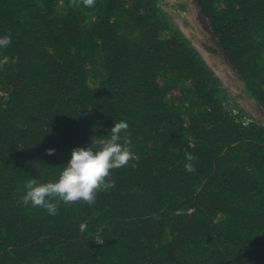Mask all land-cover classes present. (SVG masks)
I'll return each mask as SVG.
<instances>
[{
    "label": "trees",
    "instance_id": "obj_1",
    "mask_svg": "<svg viewBox=\"0 0 264 264\" xmlns=\"http://www.w3.org/2000/svg\"><path fill=\"white\" fill-rule=\"evenodd\" d=\"M195 2L264 112V0ZM8 34L0 264H264V125L243 122L160 0H0ZM120 121L133 159L114 188L55 216L22 204L30 178L55 182Z\"/></svg>",
    "mask_w": 264,
    "mask_h": 264
},
{
    "label": "clouds",
    "instance_id": "obj_2",
    "mask_svg": "<svg viewBox=\"0 0 264 264\" xmlns=\"http://www.w3.org/2000/svg\"><path fill=\"white\" fill-rule=\"evenodd\" d=\"M74 6L82 3L86 8H94L96 0H71ZM12 44L11 35L0 37V49H7ZM12 63L16 59H12ZM9 63V57L0 58V69ZM129 124L125 121L115 122L106 137H93V147L76 148L72 150L71 159L67 166L63 167L55 182L40 184L36 179H29L25 184V194L21 197L23 205L39 207L47 211L51 216L57 215L59 203L72 204L83 202L89 206L96 201L99 192L107 191L115 187L111 180L114 169L127 166L133 159V153L129 145V136L123 137L121 133H127ZM54 149L46 150L47 155L54 154ZM188 163L185 164L187 172H195L192 164L196 158L191 153H185Z\"/></svg>",
    "mask_w": 264,
    "mask_h": 264
},
{
    "label": "rangeland",
    "instance_id": "obj_3",
    "mask_svg": "<svg viewBox=\"0 0 264 264\" xmlns=\"http://www.w3.org/2000/svg\"><path fill=\"white\" fill-rule=\"evenodd\" d=\"M160 6L218 79L232 106L242 112L243 122L252 120L264 125V112L246 93L195 0H160Z\"/></svg>",
    "mask_w": 264,
    "mask_h": 264
}]
</instances>
